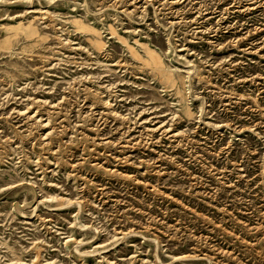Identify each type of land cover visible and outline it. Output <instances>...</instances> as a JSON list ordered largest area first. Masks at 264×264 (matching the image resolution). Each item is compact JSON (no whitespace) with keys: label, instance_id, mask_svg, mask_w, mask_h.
Listing matches in <instances>:
<instances>
[{"label":"rangeland","instance_id":"rangeland-1","mask_svg":"<svg viewBox=\"0 0 264 264\" xmlns=\"http://www.w3.org/2000/svg\"><path fill=\"white\" fill-rule=\"evenodd\" d=\"M0 264H264V0H0Z\"/></svg>","mask_w":264,"mask_h":264}]
</instances>
